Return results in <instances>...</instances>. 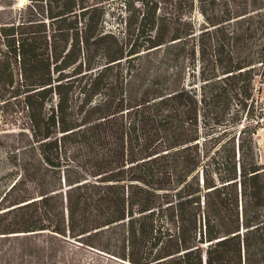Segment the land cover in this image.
<instances>
[{"label":"trees","instance_id":"16d2710c","mask_svg":"<svg viewBox=\"0 0 264 264\" xmlns=\"http://www.w3.org/2000/svg\"><path fill=\"white\" fill-rule=\"evenodd\" d=\"M0 7L4 264H264V0Z\"/></svg>","mask_w":264,"mask_h":264},{"label":"rangeland","instance_id":"374dc122","mask_svg":"<svg viewBox=\"0 0 264 264\" xmlns=\"http://www.w3.org/2000/svg\"><path fill=\"white\" fill-rule=\"evenodd\" d=\"M24 5V2H18L15 3L12 10H13V15H16V11H18V9L22 8V6ZM135 8L139 7V4L135 3L134 4ZM1 8V7H0ZM111 13H113L114 15H110L109 18H107V28L111 31H113L114 33H116L117 35H121L122 32L124 33V31L122 29H120L119 26V20H124L125 18V14H124V9L121 7V4H117V3H113L110 7ZM8 15H10L8 10H5L4 13L1 15L2 17H7ZM197 20H199V16L196 15ZM262 95H261V99L262 102L264 104V84L262 86ZM16 116V115H15ZM2 118H3V114L0 111V132L2 134H10V133H17V124L15 121V125L7 123V124H3L2 122ZM18 118V116L15 117ZM3 141H6L4 138H2ZM12 139V138H11ZM255 141L257 144V151H258V155L260 158L261 163L264 164V127L258 131L257 135L255 136ZM6 154L4 153V151L2 149H0V196H1V192L4 189V184L6 183V180L3 178V176H5V174L9 171V165L6 162ZM3 178V179H2ZM39 247H42V243L38 242ZM0 247L2 249V252H6L8 253L9 250H11V247H15V242H9V241H5L2 242L0 244ZM62 250L64 251V254H68V256H70L72 253H76L75 255V261L73 262V264H124L115 260H112L110 258H108L107 256H105L104 254L101 253H96V252H89V251H75V249L72 246L66 245V244H62L61 245ZM58 256H62L61 253H58ZM4 260V259H3ZM0 260V264H4V261ZM26 261H35V259H25ZM66 262L68 261V259H66Z\"/></svg>","mask_w":264,"mask_h":264}]
</instances>
